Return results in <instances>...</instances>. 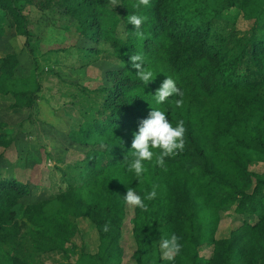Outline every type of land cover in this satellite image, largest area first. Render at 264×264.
<instances>
[{
	"label": "trees",
	"instance_id": "obj_1",
	"mask_svg": "<svg viewBox=\"0 0 264 264\" xmlns=\"http://www.w3.org/2000/svg\"><path fill=\"white\" fill-rule=\"evenodd\" d=\"M117 1L114 8L111 0H0V32L5 23L25 32L19 2L54 7L76 23L88 53L104 50L125 65L105 71L108 86H76L93 103L66 130L84 148L83 158L60 169L64 186L53 196L23 207V232L12 208L26 186L0 177V264H44L54 254L67 258L79 218L92 224L97 245L93 252L81 248L69 264H122L126 191L134 188L143 199L158 178L166 194L145 199L147 211L133 207L134 264H264V170L248 168L264 163V0H149L139 9L133 8L138 0ZM132 14L147 17L139 29L143 38L127 21ZM237 15L244 28L237 26ZM135 54L154 73L147 85L129 63ZM15 64L14 54L0 57V95L12 98V108L28 103L24 92L3 84ZM166 77L183 92L182 107L175 104L178 95L156 103ZM152 109L164 110L173 127L184 121L186 144L165 158L164 168L155 158L145 161L138 179L128 171L131 141ZM9 142L0 131V145ZM232 205L239 224L227 238H214L219 212ZM159 224L168 225L182 245L172 259L146 247ZM207 243L211 255L203 258L197 247Z\"/></svg>",
	"mask_w": 264,
	"mask_h": 264
},
{
	"label": "rangeland",
	"instance_id": "obj_2",
	"mask_svg": "<svg viewBox=\"0 0 264 264\" xmlns=\"http://www.w3.org/2000/svg\"><path fill=\"white\" fill-rule=\"evenodd\" d=\"M118 5L117 0L115 4L111 0V7ZM17 7L25 17V32H14L7 23L2 26L0 57L14 54L16 61L3 84L13 91L24 92L29 105L12 108V98L0 95V131L10 138L7 145H0V177H13L26 186L25 193L12 208L23 232V207L53 196L64 186L60 181V169L83 158L84 148L72 143L66 130L68 126L76 127L81 121L78 112L89 111L93 103L76 86L88 89L108 86L105 71L118 70L123 64L104 50L97 55L88 53L86 41L78 37L76 23L57 8L39 9L35 2H19ZM236 24L241 28L246 26L240 15H237ZM117 35L122 37L120 29H117ZM248 168L261 173L264 163H250ZM157 185V196L165 195L164 179L158 178ZM132 214L133 207L124 204L120 239L122 264H134V242L130 231ZM240 220L233 205L219 212L214 238H227ZM75 224L77 232L67 258L49 255L43 259L44 264L73 263L81 248L89 252L95 250L97 239L92 224L86 218L75 219ZM170 236V227L159 224L146 243L147 249L157 248L161 257L166 258L160 241ZM211 248L210 243L202 244L197 247V253L208 258Z\"/></svg>",
	"mask_w": 264,
	"mask_h": 264
},
{
	"label": "clouds",
	"instance_id": "obj_3",
	"mask_svg": "<svg viewBox=\"0 0 264 264\" xmlns=\"http://www.w3.org/2000/svg\"><path fill=\"white\" fill-rule=\"evenodd\" d=\"M112 3L115 4L116 0H112ZM141 6L148 7L149 0H138L133 5V8L139 9ZM146 20V16L138 14H132L127 17L128 23L137 29L135 35L138 38H143V33L139 29ZM129 63L136 70L138 79L145 85L154 80V73L144 66V57L141 54L130 56ZM174 95L181 97V99L175 101V104L178 108L182 107L183 92L177 87L174 78L166 77L154 96L156 103L162 104ZM185 133L186 128L183 120H179L176 126L173 127L164 110L152 109L147 118L139 122L137 131L133 133L131 141L132 159L128 162V171L134 172L138 179L141 178L146 171L144 162L152 161L153 158H155L157 166L164 168L165 158L174 157L184 150L186 144ZM101 146L103 147V145ZM157 187L158 185H153L152 190L143 199L134 188H128L124 196V202L126 205L147 211V205L144 200H153L157 195ZM103 229L107 231L108 225L105 224ZM160 247L164 256L172 259L180 252L182 245L179 243V238L172 234L168 238L161 239Z\"/></svg>",
	"mask_w": 264,
	"mask_h": 264
}]
</instances>
